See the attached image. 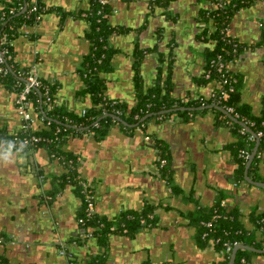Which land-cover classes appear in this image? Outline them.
<instances>
[{"label": "crops", "instance_id": "0c3cea01", "mask_svg": "<svg viewBox=\"0 0 264 264\" xmlns=\"http://www.w3.org/2000/svg\"><path fill=\"white\" fill-rule=\"evenodd\" d=\"M8 1L0 0V11ZM37 1L47 10L12 39L14 60L23 68L36 66L39 78L56 85L57 103L81 112L91 104L78 72L90 50L88 21L81 13L91 0ZM212 7V0H167L165 5L112 0L107 18L113 28L108 37L112 68L104 74L105 97L133 105L138 77L144 88L168 80L170 95L178 100H208L216 83L203 79L206 50L214 42L211 21L204 19ZM228 29L242 44L229 69L242 79L241 102L259 115L264 109V0L235 9ZM136 50L143 52L139 59ZM209 104H200L186 118L174 112L152 117L131 132L113 124L101 140L90 131L67 139L64 149L77 156L80 176L93 189L95 213L111 220L121 212L140 211L144 204L155 206L154 224L134 235L110 233L108 264H221L222 255L211 245L200 246L186 217L211 205L220 192L225 203L239 207L252 237L261 238L247 215L253 208L264 210V189L234 179L235 160L226 148L232 134L226 124L217 123L220 118ZM33 117L31 128L44 126ZM21 125L16 93L0 80L1 138L16 136ZM1 138L0 256L9 264H82L104 251L94 237H82L81 200L70 186L48 198L65 171L62 163L44 147L21 150ZM155 140L169 151L172 185L159 175ZM257 173L264 179V155ZM249 264H264V253L255 252Z\"/></svg>", "mask_w": 264, "mask_h": 264}, {"label": "trees", "instance_id": "16d2710c", "mask_svg": "<svg viewBox=\"0 0 264 264\" xmlns=\"http://www.w3.org/2000/svg\"><path fill=\"white\" fill-rule=\"evenodd\" d=\"M248 1L250 0H230L224 7H212L207 11L208 16L204 20L211 21L213 29L209 36L214 43L206 50L205 73L209 72V77H205L204 73L205 78L203 80L205 82L214 81L216 86L213 88L215 97L204 102L182 101L173 98L170 95L171 85L168 80L163 85L157 81L155 85L144 88L138 77H136L133 105L108 100L105 97L104 74L112 68L113 50L108 45V37L113 28L107 20L110 4L100 10L96 0H91L89 8L86 10L89 13L87 38L90 42V50L82 58L78 69L84 84L82 92L88 94L91 98V104L82 109L84 114L68 111L59 105L55 99L56 85L41 78H39L40 86L29 93L28 110L38 112L44 123V126L39 129L30 128V133L42 138L37 147H44L52 157L57 158L62 163L65 169L69 168L55 179L53 183H56V187L54 185V188L48 190L47 193L53 198L61 187L70 186L81 200L77 213L78 221L82 220L79 221L80 225L85 231H95L94 238L98 246L104 250L91 255L82 264H108L106 248L110 233L120 232L126 235H134L140 229L154 224L155 217L149 218L148 215L153 212L155 206L144 204L140 211L121 212L111 220L95 212L93 215H88L86 212V196L90 193L93 194V189L90 185H86L80 176L77 156L73 152L64 149V144L71 135L90 131L96 140H101L107 135L113 124H118L125 131L131 132L138 126H145L146 122L152 117L166 118L174 112L186 118L188 115L197 112L195 109H180L184 106L196 108L203 103H213L222 108L231 106L232 111L229 113L250 129V131L245 129L222 111L214 109L220 118L217 119V123L226 124L232 134L233 139L226 145V148L230 150L235 160L234 179L239 182L245 181L244 169L247 160L241 157L239 153L241 150L251 153L256 140H258L257 152L249 165L247 173L254 181H264L257 173L258 162L260 157L264 155V134L258 139H249L258 131L264 130V109L261 114L255 115L247 104L241 102L242 79L240 76L229 69L228 83L219 87L218 81L221 78L216 71V63L219 60L218 55L221 56V60L232 61L242 49V44L236 39L229 42L222 31L228 26L231 13ZM156 2L165 5L167 0H156ZM5 6L0 11V38L3 34H6L7 41L2 46L7 48L8 53L12 54V58L6 62L11 70L7 75L0 74V80L6 88L17 93L19 90L17 83L23 84L28 68L19 66L14 60L11 40L18 35L21 26L31 25L36 19L35 14L29 12L30 0H9ZM11 10L12 12H10ZM232 41L239 43L235 51L233 50ZM142 55V50H136L135 56L137 59L141 58ZM230 87L232 90H229L228 99L225 101L218 100L217 97L221 91L228 90ZM45 91L51 99L50 103L46 100ZM116 117H119L122 122L117 121ZM26 134L27 132L21 129L16 136L3 135L1 138L0 135V138L13 142L21 150L35 149L29 144L18 142ZM154 145L159 155L157 162L159 175L169 185H172L169 151L164 143L160 141L155 140ZM161 159H165V163L162 165L160 164ZM225 198V194L220 192L211 205L199 207L186 214L190 224L195 227L196 238L200 246L211 245L214 250L222 255L221 264H228L229 262L231 251H226L224 245L226 242L242 243L256 249H264V210L258 211L257 208H253L247 215L249 222L255 229L260 231L261 238L256 240L252 237L250 229L243 223L242 212L239 207L225 203ZM222 202L225 204H222ZM214 216L216 217L213 218ZM202 221H211V225L207 227L201 223ZM204 232L207 233L205 236H203ZM211 240H213L212 243ZM0 242H3L1 237ZM254 254V251L238 249L233 264H249ZM0 263L9 264L2 256H0ZM143 264L151 263L144 261Z\"/></svg>", "mask_w": 264, "mask_h": 264}, {"label": "built area", "instance_id": "2783aa9c", "mask_svg": "<svg viewBox=\"0 0 264 264\" xmlns=\"http://www.w3.org/2000/svg\"><path fill=\"white\" fill-rule=\"evenodd\" d=\"M96 1L100 6V10H102L103 8L108 6V4H110V2L112 0H96ZM212 1H213V7L217 8V7H224L226 4H228V2L230 0H212ZM30 3H31V6L29 8V12H33L35 14V19L37 21L46 12L47 8L44 7L43 5L39 4L37 0H30ZM10 12H12V10ZM81 15L84 18H86V20H87L89 13H87V11H85V12H82ZM222 32H223V35L225 37H227L229 42H230V40L234 39L229 34L228 26L225 27V29ZM6 41H7V36H6V34H3L0 38V74H3V75H7L9 70H11L10 66L7 65L6 62H7V60L12 58V54L8 53L7 48L2 46V44ZM238 45H239V43L237 41H232V46L234 47L233 48L234 51ZM217 57L219 60L216 63V71L219 74V77L221 78L220 81H218V86L221 87L222 84L228 83V81H229L228 70H229V63L231 60H228V61L221 60L220 55H218ZM205 77H209V72L205 73ZM17 86L19 88L18 92L16 93L17 113L21 117V121H22L21 129L23 131L27 132V134L25 136H23L22 139L18 140V142L23 143V144H29L30 146H32V148H37L38 143L42 140V138L40 136H37L35 134L30 133V128L32 127L34 115L41 122H43V118H42V116H40L38 114V112H31L28 110V105H29L28 95L34 88H38L40 86V80L38 77V71H37L36 66H32L28 69L27 75L24 79L23 84L20 85L19 83H17ZM229 90H232V88L230 87V88H228V90H222L221 93L217 97L218 100H222V101L227 100L228 96H229ZM45 95H46V100L50 103L51 99L48 96L46 91H45ZM213 97H215L214 89H212L210 94H209V98H213ZM224 109L227 112L232 111L231 106L224 107ZM81 113L84 114V110H82ZM263 134H264V130L258 131L254 136H250L249 139L250 140L258 139ZM145 139L148 140L149 137L146 136ZM239 155L241 157H243L245 160H247L250 153L246 150H241ZM164 163H165V159H161L160 164L162 165ZM65 170H69V168L65 169ZM86 185H88V184H86ZM85 187H87V186H85ZM48 198H51V196H48ZM86 202H87V204H86L87 214L93 215L95 212L94 211V205H93V202H94L93 201V194L90 193L86 196ZM222 204H225V203L222 202ZM148 216H149V218H152L154 216V213L153 212L149 213ZM215 217L216 216H214L213 218H215ZM79 221L81 222L82 220H79ZM201 223L207 227H209L211 225V221H202ZM206 234L207 233L204 232L203 236H205ZM94 236H95V231H92V230L91 231L86 230L82 234V237H84V238H91ZM210 242L212 243L213 240H211ZM234 244L236 245L237 243L236 242L224 243L226 251L230 252L232 250ZM59 253H60V255L65 254L64 245H61ZM0 264H4V263H0Z\"/></svg>", "mask_w": 264, "mask_h": 264}, {"label": "water", "instance_id": "95a60500", "mask_svg": "<svg viewBox=\"0 0 264 264\" xmlns=\"http://www.w3.org/2000/svg\"><path fill=\"white\" fill-rule=\"evenodd\" d=\"M208 107L216 108V109L222 111L230 119H232L233 121L237 122L239 125L244 127L245 129L250 131V129L244 123L238 121L235 117H233L224 108H222V107H220V106H218L216 104H209ZM198 108H202V107H196L195 108V107L184 106V107H181L180 109H186V110H194L195 109L196 110ZM116 119H117V121L122 122V120L119 117H116ZM257 148H258V140H256L255 146H254L253 150L251 151V153H250V155H249V157H248V159L246 161L245 169H244V180L247 183H249V184H252V185H255L257 187H260V188L264 189V181H254L248 176V173H247L249 165L252 162L253 157L255 156V154L257 152ZM238 249H247V250H250V251H254L256 253H264V249H256V248H254L252 246H248V245H245V244H242V243H237L236 245H234V247L231 250L228 264H233L234 263L235 255H236V252H237Z\"/></svg>", "mask_w": 264, "mask_h": 264}]
</instances>
